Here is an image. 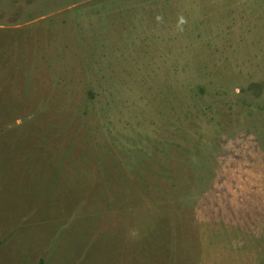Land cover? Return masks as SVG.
<instances>
[{"label": "rangeland", "instance_id": "1", "mask_svg": "<svg viewBox=\"0 0 264 264\" xmlns=\"http://www.w3.org/2000/svg\"><path fill=\"white\" fill-rule=\"evenodd\" d=\"M1 236L0 264H264V0H0Z\"/></svg>", "mask_w": 264, "mask_h": 264}, {"label": "crops", "instance_id": "2", "mask_svg": "<svg viewBox=\"0 0 264 264\" xmlns=\"http://www.w3.org/2000/svg\"><path fill=\"white\" fill-rule=\"evenodd\" d=\"M1 232L3 233L2 229H1ZM0 239H3V236H1ZM0 248H2V246H0Z\"/></svg>", "mask_w": 264, "mask_h": 264}]
</instances>
